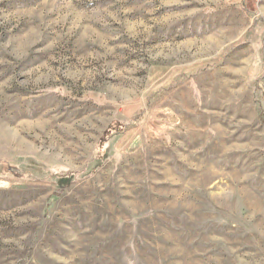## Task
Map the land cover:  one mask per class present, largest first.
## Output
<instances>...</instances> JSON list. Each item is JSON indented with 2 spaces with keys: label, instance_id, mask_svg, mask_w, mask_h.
<instances>
[{
  "label": "rangeland",
  "instance_id": "obj_1",
  "mask_svg": "<svg viewBox=\"0 0 264 264\" xmlns=\"http://www.w3.org/2000/svg\"><path fill=\"white\" fill-rule=\"evenodd\" d=\"M0 264H264V0H0Z\"/></svg>",
  "mask_w": 264,
  "mask_h": 264
}]
</instances>
